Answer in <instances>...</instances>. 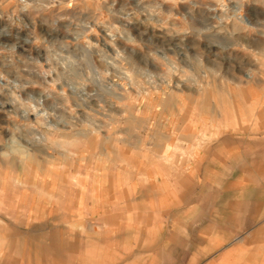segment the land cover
<instances>
[{
  "label": "rangeland",
  "instance_id": "1",
  "mask_svg": "<svg viewBox=\"0 0 264 264\" xmlns=\"http://www.w3.org/2000/svg\"><path fill=\"white\" fill-rule=\"evenodd\" d=\"M215 150L264 172V0H0V264H192Z\"/></svg>",
  "mask_w": 264,
  "mask_h": 264
},
{
  "label": "crops",
  "instance_id": "2",
  "mask_svg": "<svg viewBox=\"0 0 264 264\" xmlns=\"http://www.w3.org/2000/svg\"><path fill=\"white\" fill-rule=\"evenodd\" d=\"M216 152L215 172L235 189L224 199L220 198L221 193L212 191V210L207 220L203 211L205 201L199 196L190 206L191 214L181 213L184 220L195 210V220L201 228L192 264H264V172L260 166L261 171H256L254 177L249 165L253 160L247 156H236L233 162L226 163ZM239 231H243L241 237L230 239Z\"/></svg>",
  "mask_w": 264,
  "mask_h": 264
}]
</instances>
